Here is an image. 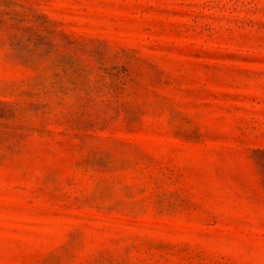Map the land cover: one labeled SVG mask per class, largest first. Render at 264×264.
<instances>
[{
  "label": "rangeland",
  "instance_id": "1",
  "mask_svg": "<svg viewBox=\"0 0 264 264\" xmlns=\"http://www.w3.org/2000/svg\"><path fill=\"white\" fill-rule=\"evenodd\" d=\"M0 264H264V0H0Z\"/></svg>",
  "mask_w": 264,
  "mask_h": 264
}]
</instances>
